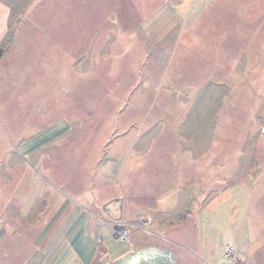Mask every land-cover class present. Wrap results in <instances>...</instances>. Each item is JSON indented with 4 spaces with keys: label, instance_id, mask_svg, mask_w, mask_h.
Listing matches in <instances>:
<instances>
[{
    "label": "rangeland",
    "instance_id": "1",
    "mask_svg": "<svg viewBox=\"0 0 264 264\" xmlns=\"http://www.w3.org/2000/svg\"><path fill=\"white\" fill-rule=\"evenodd\" d=\"M0 2L10 8L14 39L6 40L7 47L20 54L18 63L13 56L0 63V133L11 142L7 154L0 156V172L10 173L13 165L19 176L25 165L20 154L26 147H36L60 132L68 134L52 142L63 145L46 161L50 165L46 177L51 194L79 201L75 215L81 218L66 238H55L53 247L72 243L87 264H114L154 245L171 249L177 264H264V22L246 15L253 2L264 15V0ZM241 9L247 10L246 16ZM180 38L189 39V51L181 48ZM137 41L143 52L135 51ZM242 51L252 53L248 57L252 65H247V58L237 61ZM170 65L172 71L164 77ZM180 73L185 81H203L201 92L187 91L194 99L192 110L200 112L190 115L189 121L194 116L195 126L200 123L199 136L208 143V153L200 162L195 156L192 166L186 163L185 172L176 160L180 156H158L157 163L147 162L138 172L139 178L133 173L126 178L133 156L127 161L126 154L110 155L105 145L99 149L107 156L112 182L102 188L96 172L90 176L91 171L79 165L90 134L101 130L109 134L111 144L119 134H147L148 126L142 130L137 119L146 115L154 120L149 109L154 99H185L176 88L183 86ZM99 99L124 104L108 117L107 108L93 107ZM128 102L145 105V114V107L127 109ZM41 151L31 157L33 167L30 163L37 180L44 173L36 160ZM152 157L156 156L147 159ZM57 169L63 177H54ZM41 187L32 194L35 206L37 197L48 194ZM259 197L261 201L252 203ZM112 199L113 209L117 202H128L132 209L139 201L156 223H131L129 216L123 229L99 221L100 232L89 234L88 214L97 211L96 200ZM175 206L190 212L178 213ZM34 231L36 240L40 229ZM77 231L80 234H74ZM121 232L127 233L126 239ZM49 241L50 236L43 244ZM39 259L36 256L35 262ZM63 262L71 264L68 256Z\"/></svg>",
    "mask_w": 264,
    "mask_h": 264
},
{
    "label": "crops",
    "instance_id": "2",
    "mask_svg": "<svg viewBox=\"0 0 264 264\" xmlns=\"http://www.w3.org/2000/svg\"><path fill=\"white\" fill-rule=\"evenodd\" d=\"M240 11L242 16L248 15V19L251 21L264 22V15L261 13L259 3L257 2L255 4L254 2L250 4L248 14H244V12L247 11L246 9H241ZM9 20L10 8L6 4L4 5L2 2H0V63L3 60H7L9 56L16 57V62L18 59H20V54L18 52H10L12 47H7L9 43L7 41L14 39L11 38V36L14 37V35H11ZM177 42L183 44V46L180 45L181 48L189 51V39L180 38L177 40ZM12 43V46H14L15 42ZM140 43L141 41H137V47L135 48L136 52L140 48L143 52V48L141 47ZM4 45L5 48H3ZM180 46H178L177 49H179ZM251 55L252 53L249 51H242L237 55L236 58L237 61L239 60V63H244L245 58H247V65H252L253 63H250L248 58ZM206 58L209 61L211 60L209 56H206ZM190 64L193 66V63L190 62ZM220 65L227 66V63ZM113 66L114 65L111 64L112 69ZM170 71H172L171 65L165 69L164 77H166ZM179 76L183 86L180 88L176 87L177 92H179V95L181 94V98H184L183 96H185V99L177 101L170 99L169 97L160 99L157 98L156 100L154 99L149 105V109H151L150 116L152 112L155 114V116H153L154 120L151 121L146 115H144V117L138 116L137 120L142 122L141 129L145 130L146 126H148L147 134H133V137H131L130 134H119L118 139L112 144L109 142V134H105L101 132V130L97 133L90 134L91 136L89 137L88 145L83 151L84 155L82 154L83 156L79 157V165L84 167L87 171L90 170V176L96 172L94 178L98 180L97 177H99V181H102V188H104V186L107 187L112 182L110 177L111 171L108 169V164L106 162L107 156L103 155L102 153L104 149H99L105 145L107 146V150L110 151V155L115 153L126 154L128 156L127 161L130 159V156H133V163L130 165V167H128L126 178L131 173H133L135 176L137 175L136 177L139 178L141 174L138 172L142 171V168L146 166L147 162L157 163L158 156H180V158H177L176 160L178 161L181 172H185L184 166L186 163L192 166L195 164V160L198 162L202 161L204 154L208 153V143H204L203 138L199 136L201 128L200 123L196 122L195 126L196 117L194 118V116H192L191 120L189 121L190 115H193L194 112L198 111H194V109L192 110L191 107L194 99L187 91L199 88L198 90L201 92L203 89V81H198V78L185 81L186 77H184L183 73H180ZM46 88L51 90L50 86H47ZM123 104L124 103L116 100L108 101L106 99H99L94 103L93 107L96 109L99 107L107 108V116L109 117L119 113L117 111H113L116 107L123 106ZM18 107H21L24 113H26L24 106ZM18 107L17 112L19 111ZM141 107H145V114L147 108L145 105L140 104L139 102L132 104L128 102L127 104V109H137ZM24 120L27 122V118ZM158 120H160L159 122L163 123L164 127L160 126V123H157ZM122 127L125 130L124 125ZM66 135L68 134L60 132L50 136L46 139V141L36 145V147H26L25 152L20 154L22 163L25 162V165L22 164L23 168L19 176L15 175L16 166L13 165L8 167L10 168V173H6L5 175L0 172V264H66L63 262L65 261L66 256H68V259L71 260V264H87L82 261L81 253L72 245V243L71 245H67L66 243L60 242L59 245L63 244L62 248H60L61 250L59 249V245L57 247H53L52 245L53 241L58 236V238H60L61 235L64 236L61 240L66 238V236L69 235L73 229H75L76 224L81 218V215H75L76 210H78L77 204H79V201H76L75 197L67 194H51L49 191V179L46 177L50 176V165L46 164V161L49 159L50 155L57 154L61 146L60 144L63 145V142H60L59 144H54L52 142L58 138L64 140L63 136ZM77 135H83V133H75L74 136ZM146 135H149V137ZM34 137L35 135L31 136L28 140L31 142ZM68 137L71 138V135ZM9 138H11V136H9ZM7 139L8 137H4L0 133V156L6 155L8 149L11 147V142H9ZM96 144L97 146H95ZM20 145L21 147L25 146L24 142H21ZM38 149H42V151L40 152L39 157L36 158L37 166H43L44 170V173H42V177L39 180L34 178L33 169L30 165L31 163L33 167L31 157H34L33 154ZM257 151L258 149L255 150V153ZM17 154L19 155V153H15V156H17ZM149 155L156 157H152V160L147 159V156ZM55 156L56 155H54V157ZM195 156L196 159L194 160ZM159 160L164 163V160L166 159L162 158ZM191 161L192 163L189 164ZM240 165L242 166V161ZM73 168L75 169V167ZM85 169H83V171H86ZM102 170L106 171L105 175L102 174ZM199 171L200 169L198 171L193 170V172L198 173ZM53 175L56 178L63 177L64 172L61 174V169H57L56 174ZM103 177L107 180H105ZM143 179L146 180L145 175H143ZM38 185H42L41 191L47 190L48 194L37 197L35 200V206L32 194L34 193V188H36ZM261 200L262 198L259 197L256 200H253L252 203H257ZM112 201L113 199L111 201L101 202L96 200L97 211L88 214L90 216V222H88L86 228H89V234L95 235L96 232H100L98 231L99 221H101V225L110 224L117 230L123 229V227H120L123 223L128 221L129 216L131 218V223L136 224L138 221H143L145 223L150 222L152 224L156 223L152 220L154 218L153 214L144 212V210L140 207V203L138 205L139 201L135 202V207H132V209L128 207V202L122 204L117 202L115 209L110 208L109 204L112 203ZM175 211L178 213L190 212L188 207L180 208L178 206H175ZM73 218V222H70ZM38 219H41L42 221L40 220L37 222ZM100 219H103L104 222ZM86 223L87 222H85V225ZM35 227L36 229H40L36 240L34 239ZM74 234L80 233L77 231ZM48 236L51 237V241L44 245L43 243L45 242V238ZM76 239L77 238L74 237V241ZM168 242L172 243L171 241ZM175 242L181 243L178 240ZM41 245H44V247L39 250ZM38 255L41 259H39L40 261L37 260L35 262V258ZM45 256L47 259L42 261V258ZM96 260L97 259H95V261Z\"/></svg>",
    "mask_w": 264,
    "mask_h": 264
},
{
    "label": "water",
    "instance_id": "3",
    "mask_svg": "<svg viewBox=\"0 0 264 264\" xmlns=\"http://www.w3.org/2000/svg\"><path fill=\"white\" fill-rule=\"evenodd\" d=\"M114 264H177V258L171 249L154 245L128 254Z\"/></svg>",
    "mask_w": 264,
    "mask_h": 264
},
{
    "label": "built area",
    "instance_id": "4",
    "mask_svg": "<svg viewBox=\"0 0 264 264\" xmlns=\"http://www.w3.org/2000/svg\"><path fill=\"white\" fill-rule=\"evenodd\" d=\"M119 236L124 238V239H126L127 238V233H124V232L122 233L121 232V233H119Z\"/></svg>",
    "mask_w": 264,
    "mask_h": 264
}]
</instances>
